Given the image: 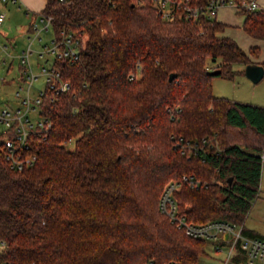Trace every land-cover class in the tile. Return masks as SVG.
<instances>
[{"label": "trees", "instance_id": "1", "mask_svg": "<svg viewBox=\"0 0 264 264\" xmlns=\"http://www.w3.org/2000/svg\"><path fill=\"white\" fill-rule=\"evenodd\" d=\"M46 1L54 35L74 32L83 47L76 62L55 63L71 88L40 105L51 127L30 135L35 163L10 168L0 142V264H199L206 242L173 224L160 196L190 175L199 186L174 194L190 221L245 224L260 191L264 106L215 96L209 71L234 79L259 49L218 35L212 0H182L171 18L153 0ZM240 11L245 32L264 39V8Z\"/></svg>", "mask_w": 264, "mask_h": 264}, {"label": "built area", "instance_id": "2", "mask_svg": "<svg viewBox=\"0 0 264 264\" xmlns=\"http://www.w3.org/2000/svg\"><path fill=\"white\" fill-rule=\"evenodd\" d=\"M15 3L16 0H1V2ZM155 7L166 18H171L173 6L181 7L188 5L182 0H153ZM223 5H235L238 8L248 7L258 9L255 1H242L238 4L235 0H212L210 2L209 19L216 17L219 7ZM189 17L196 19L199 14L198 7H187ZM6 19V13L0 11V26ZM39 23L34 21L29 27L32 35L28 36L30 45L28 49L12 54L8 52L9 44L1 41L0 35V60L7 63L8 57H16L20 68V79L24 84H20L16 91L18 102L15 107L9 106L0 96V134L5 135L0 138L3 143L5 158L10 168L22 171L32 166L37 156L29 152L31 148L29 138L33 133L46 132L51 127V122L40 113V105L44 98L51 93L53 96L59 92H68L71 83L64 80L61 71L56 67L58 60H69L72 63L80 58L83 38L78 37L74 32H63L60 38H52L50 44L43 46L44 51L39 53V57L48 55L52 58V65L41 68V75H44L45 88L34 92L33 85L41 75L33 72L31 56L34 51L31 45L34 41H42L41 34L49 32L51 27V17L40 14ZM12 59V58H11ZM34 115L39 116L35 119ZM183 183H189L192 188H197L199 182L190 175H184L181 180L168 182L161 193L159 208L166 214L169 220L191 238L203 240L213 245L214 254L209 256L212 261L207 264H264V237L251 236L245 233V224L229 221L226 219H213L203 223H194L181 212L175 192ZM145 264H155L153 261ZM165 264H178L168 262ZM200 264V263H199Z\"/></svg>", "mask_w": 264, "mask_h": 264}, {"label": "rangeland", "instance_id": "3", "mask_svg": "<svg viewBox=\"0 0 264 264\" xmlns=\"http://www.w3.org/2000/svg\"><path fill=\"white\" fill-rule=\"evenodd\" d=\"M1 11L5 12L7 19L5 23L0 26L1 41H5L9 44L8 52L12 54L21 52L24 49H28L30 42L28 39L29 27L35 18V21L39 23V15H25L24 11L19 9L17 5L11 4V2H1ZM4 29L8 33V36H4L1 30ZM42 41H34L31 45V49L34 51L31 56V62L33 64V72L37 75H41L42 67H50L52 65V58L48 55L39 57V53L44 51L43 46L50 44L54 37L52 27L49 32H43L41 34ZM12 58V59H11ZM0 60V96L3 102L9 106L15 107L18 102L16 95L17 89L20 84H24L20 79V68L16 57H8L7 63H2ZM237 67V66H236ZM4 80V81H2ZM213 94L217 97H225L230 100H237L246 103L258 104L264 106V78L258 83L252 82L245 74H237L234 79H227L222 76H213L212 78ZM45 88L44 75H41L39 79L34 83L33 90L37 92ZM35 119H39V116L34 115ZM176 180V179H173ZM172 181V180H170ZM245 224L247 227H257L264 232V153H263V170L261 178V188L257 198L253 201L251 209L248 212ZM206 250L209 256H213V245L206 243ZM2 244L0 241V250ZM203 257L200 260V264H207L212 261L209 257Z\"/></svg>", "mask_w": 264, "mask_h": 264}, {"label": "crops", "instance_id": "4", "mask_svg": "<svg viewBox=\"0 0 264 264\" xmlns=\"http://www.w3.org/2000/svg\"><path fill=\"white\" fill-rule=\"evenodd\" d=\"M245 1H255L258 4L259 8H264V0H245ZM46 2H47L46 0H16V2L13 5H17V7L23 10L25 15L27 16H31V15L40 16L42 10L46 5ZM1 7L2 5L0 0V11H1ZM6 19H7V15H6ZM215 19L225 24V29L222 32L218 33L219 36L232 38L239 44V46L243 50L247 52H249L251 48L257 47L259 49V54L256 56L250 55L251 61L252 63L264 65V39L254 38L245 32L243 28L245 16L241 13L240 8H238L235 5H223L219 7ZM34 21L35 18L33 19V22ZM1 32L3 33L4 36H8V33L5 32L4 29H2ZM244 68L245 66L242 65L237 66L238 70H243ZM233 101H237V100H233ZM238 102H242V101H238ZM262 170H263V166H262ZM260 188H261V184H260ZM246 228L254 231L259 236L264 237V232L259 228L254 226L253 227L246 226ZM2 249H3V244L1 250Z\"/></svg>", "mask_w": 264, "mask_h": 264}, {"label": "water", "instance_id": "5", "mask_svg": "<svg viewBox=\"0 0 264 264\" xmlns=\"http://www.w3.org/2000/svg\"><path fill=\"white\" fill-rule=\"evenodd\" d=\"M221 69H212L209 71L211 76H217L221 74ZM245 76L254 83H258L264 78V65L257 63L247 64L244 68ZM175 77V74H171L169 79L172 80ZM232 177L229 178V183H231Z\"/></svg>", "mask_w": 264, "mask_h": 264}]
</instances>
